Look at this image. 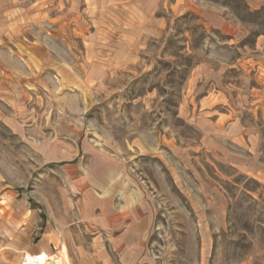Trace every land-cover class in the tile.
<instances>
[{
  "label": "rangeland",
  "instance_id": "374dc122",
  "mask_svg": "<svg viewBox=\"0 0 264 264\" xmlns=\"http://www.w3.org/2000/svg\"><path fill=\"white\" fill-rule=\"evenodd\" d=\"M139 1L11 3L32 6L40 19L30 35H50L57 63L83 72L84 51L109 47L115 20L144 17ZM156 15V32L127 56H98L110 72L82 90L81 112L56 113L77 126L70 139L83 134L88 159L112 171V194L122 188L131 206L151 207L136 264H264V0H161ZM51 108L17 132L0 104V264L43 249H62L67 264H122V248L98 247L82 229L89 184L74 189L71 170L48 161ZM38 243L46 248L29 250Z\"/></svg>",
  "mask_w": 264,
  "mask_h": 264
},
{
  "label": "crops",
  "instance_id": "0c3cea01",
  "mask_svg": "<svg viewBox=\"0 0 264 264\" xmlns=\"http://www.w3.org/2000/svg\"><path fill=\"white\" fill-rule=\"evenodd\" d=\"M136 4L144 17L122 15L120 20H115L113 33L108 36L112 39L108 42L109 47L99 43L87 47L79 63L84 67L81 72L67 59L57 63L55 56L60 50L50 44V35H44L43 43L36 41L35 33L30 35L28 29L35 30L40 19L32 6L18 7L11 0H0L1 118L11 130L19 132L22 130L20 122L34 119L41 110L49 112L50 103L56 107L51 108L50 118L58 121H54L49 129L50 138L45 149L48 161L71 170L74 189L89 184L82 190L79 200L78 219L82 229L90 234L91 243L98 247L108 245L114 251L122 248V264H136L140 260L144 242L152 229L151 207L147 209L143 205L139 208L140 202L135 200L131 206L130 200L125 201L127 194L122 188L112 194L114 174L110 169H103L107 164L102 160L88 159V144L82 142L83 134L76 133L75 139H70L77 126L64 124L61 120L64 116L58 115L56 110L69 116L82 111V90L90 81L100 83L110 72V68L99 61L100 54L103 57L106 54L118 58L127 56L138 40L153 36L160 25L156 10L161 0H141ZM223 22L225 19H218L211 24L222 27ZM97 34L96 37H105L103 32ZM24 38L28 39L29 45L23 43ZM115 197L122 198L125 203L115 201ZM45 246L38 243L29 250H41ZM12 248L20 251L23 245L13 243ZM108 258L104 253L97 256L102 262Z\"/></svg>",
  "mask_w": 264,
  "mask_h": 264
},
{
  "label": "bare ground",
  "instance_id": "6f19581e",
  "mask_svg": "<svg viewBox=\"0 0 264 264\" xmlns=\"http://www.w3.org/2000/svg\"><path fill=\"white\" fill-rule=\"evenodd\" d=\"M20 264H67V262L62 249L54 255L43 249L38 253L26 252Z\"/></svg>",
  "mask_w": 264,
  "mask_h": 264
}]
</instances>
